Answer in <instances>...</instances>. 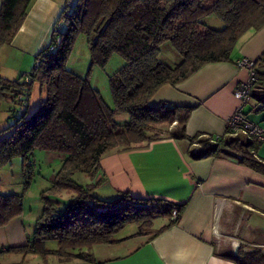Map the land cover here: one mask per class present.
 Listing matches in <instances>:
<instances>
[{"label":"trees","instance_id":"16d2710c","mask_svg":"<svg viewBox=\"0 0 264 264\" xmlns=\"http://www.w3.org/2000/svg\"><path fill=\"white\" fill-rule=\"evenodd\" d=\"M33 2L1 0L0 49L11 45ZM211 16L221 21L222 29L206 24ZM263 27L264 0H67L49 44L35 57L34 68L17 80L0 74V105L10 101L23 107L21 113L13 111L14 125L0 139V167L21 158L25 168L36 151L65 157L51 188L42 194L43 213L34 236L24 247L0 251V264H26L30 256H54L63 264L92 263L91 249L112 243L127 225L136 224L140 235L155 236L179 220L184 205L137 199L127 193L104 201L93 195L99 182L82 186L73 180L77 173L94 180L101 171V159L110 153L147 148L156 141L187 140L194 160L239 157V163L264 174V161L257 158L260 141L228 132L218 142L204 134L189 137L186 126L193 108L150 104L162 86H177L206 65L232 61L240 40ZM82 35L91 56V68L84 77L67 66ZM165 43L177 52L179 63L170 65L160 59ZM114 55L124 66L110 77L112 108L92 86L90 73L93 67L105 69ZM255 72L258 80L251 99L264 108V56L255 61ZM36 83L43 98L29 115V90ZM22 91L27 96L25 103L17 101ZM120 114L128 119L119 121ZM31 170L24 171L31 175ZM63 191L73 194L64 208L60 201L47 198L46 192ZM174 211L178 212L176 220ZM23 212L22 196L0 194V228ZM158 219H168L169 225L155 231ZM51 241L57 248L48 249ZM15 257L21 259L14 261ZM222 257L236 264H264L262 253L245 252L243 246Z\"/></svg>","mask_w":264,"mask_h":264},{"label":"crops","instance_id":"0c3cea01","mask_svg":"<svg viewBox=\"0 0 264 264\" xmlns=\"http://www.w3.org/2000/svg\"><path fill=\"white\" fill-rule=\"evenodd\" d=\"M66 1L34 0L11 45L3 47L8 49L11 61L7 68L15 70L13 66L19 63L16 72L21 74L27 58H35L49 44ZM262 56L264 27L240 40L232 61L206 65L177 86H162L150 99V104L193 108L186 126L189 137L226 136L227 120L239 107L234 91L249 77L236 63L243 57L257 61ZM8 72L2 73L0 66L1 76L13 80L9 79L12 77ZM27 73L23 71L22 76ZM29 110L27 108L28 113ZM244 112L264 130V108L260 103L252 99ZM64 158L55 153L46 154L49 164L54 162L61 166ZM257 158L264 161V141ZM100 166L101 171L94 180L87 176L89 184L99 182L93 192L96 197L112 201L127 193L137 199H162L184 205V209L175 224L169 225L168 219H158L156 227L155 221V231L169 225L155 236L140 235L138 231L131 235L116 234L112 243L91 249L94 262L68 264H236L222 255L235 254L241 244L245 252L264 255V174L235 158L194 160L187 140L169 139L153 142L143 149L110 153L101 159ZM72 198L73 194L68 193L63 203L54 200L60 201L63 208ZM43 207L41 202L40 211L30 219L24 209L21 216L0 228V251L28 244ZM233 223L236 232L230 236L227 231ZM31 257L32 261L38 259V256ZM20 259L13 258L14 261ZM55 261L52 264H63Z\"/></svg>","mask_w":264,"mask_h":264},{"label":"rangeland","instance_id":"374dc122","mask_svg":"<svg viewBox=\"0 0 264 264\" xmlns=\"http://www.w3.org/2000/svg\"><path fill=\"white\" fill-rule=\"evenodd\" d=\"M206 24L213 29H222L223 24L215 16L208 17L206 19ZM8 49L0 50V66L2 73L9 75V79L15 80L22 77V72H30L35 65V58L28 57L27 62L23 69L16 72L19 63H15L13 69L7 67L11 66L10 59L8 58ZM160 59L170 65H175L180 62V57L177 52L173 49L170 43H165L161 48ZM24 64V63H23ZM68 69L80 76H86L91 68V56L88 47L87 38L85 36H79L75 45L73 52L68 60ZM124 66V61L117 55H114L109 61L105 69L100 67H93L91 71V84L99 91L103 101L109 107H114V101L110 89V77L115 75ZM21 68V67H20ZM27 73V74H28ZM17 75V76H16ZM16 79V80H17ZM30 97L28 98V109L29 115L33 114L39 107L42 101V89L40 84L36 83L29 90ZM23 108L21 104H14L10 101H4L0 105V139H3L10 133V129L14 125L15 119L12 118L13 111L20 112L19 110ZM19 116V115H18ZM17 116V117H18ZM119 121H126L128 116L125 114H120L117 116ZM46 152L36 151L32 159V174H27L24 170L23 161L21 158H16L11 165L0 167V194L1 195H19L23 197V204L25 212L27 213V218H34L35 214L40 211V205L42 200V194L44 191L48 190L52 186V181L54 176L60 170L61 166L52 162L49 164L46 161ZM31 176V177H30ZM30 177V179H28ZM73 180L82 186L89 184V179L87 175L82 173H77L73 176ZM27 182H30L27 186ZM70 191H63L57 193H47V198L53 201L54 199H59L62 201L65 199ZM63 199V200H62ZM60 203V205L62 204ZM62 207V206H61ZM65 207V206H64ZM63 207V208H64ZM62 209V208H61ZM31 211V212H29ZM158 220H156L155 226L158 227ZM235 224L229 226L228 233L230 236L235 235L234 232ZM138 231V226L136 224L127 225L123 231H120L117 235H131ZM240 236V232L238 233ZM242 246V244L240 245ZM47 247L49 250L57 248V243L55 241L48 242ZM35 261H32L30 256L29 262L26 264H52L55 261L54 256H49L44 260L37 257Z\"/></svg>","mask_w":264,"mask_h":264},{"label":"built area","instance_id":"2783aa9c","mask_svg":"<svg viewBox=\"0 0 264 264\" xmlns=\"http://www.w3.org/2000/svg\"><path fill=\"white\" fill-rule=\"evenodd\" d=\"M237 67L246 70L249 74L248 79L242 82L234 91V98L239 102V107L227 120V132L233 137L255 139L260 142L264 141L263 128L250 120L248 114L244 112L245 107L251 102V92L254 84L257 82V75L255 72V60L248 57L239 59L236 63ZM27 99L25 91H22L17 97V101L25 103ZM21 113L22 109L19 110ZM221 136L214 137V142H218ZM235 158L239 157H226ZM26 170L29 172L32 168V162L25 165ZM173 220L178 218V212L174 211L172 215Z\"/></svg>","mask_w":264,"mask_h":264},{"label":"water","instance_id":"95a60500","mask_svg":"<svg viewBox=\"0 0 264 264\" xmlns=\"http://www.w3.org/2000/svg\"><path fill=\"white\" fill-rule=\"evenodd\" d=\"M238 249H236V251H237ZM236 251H235V253H236Z\"/></svg>","mask_w":264,"mask_h":264}]
</instances>
